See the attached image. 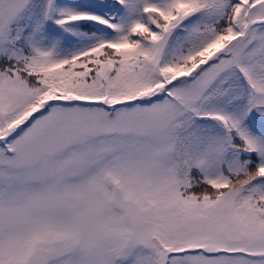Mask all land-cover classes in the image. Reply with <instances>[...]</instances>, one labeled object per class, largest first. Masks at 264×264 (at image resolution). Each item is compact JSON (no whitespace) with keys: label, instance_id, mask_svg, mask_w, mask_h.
<instances>
[{"label":"snow or ice","instance_id":"1","mask_svg":"<svg viewBox=\"0 0 264 264\" xmlns=\"http://www.w3.org/2000/svg\"><path fill=\"white\" fill-rule=\"evenodd\" d=\"M0 264H264V0H0Z\"/></svg>","mask_w":264,"mask_h":264}]
</instances>
